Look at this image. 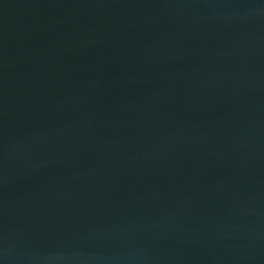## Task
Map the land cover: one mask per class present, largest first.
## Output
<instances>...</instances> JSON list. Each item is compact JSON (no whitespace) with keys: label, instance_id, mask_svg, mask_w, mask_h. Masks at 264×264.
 <instances>
[{"label":"water","instance_id":"1","mask_svg":"<svg viewBox=\"0 0 264 264\" xmlns=\"http://www.w3.org/2000/svg\"><path fill=\"white\" fill-rule=\"evenodd\" d=\"M0 264H264V0H0Z\"/></svg>","mask_w":264,"mask_h":264}]
</instances>
